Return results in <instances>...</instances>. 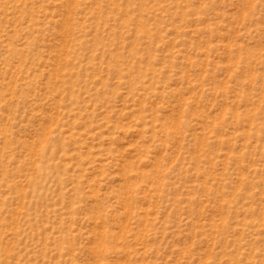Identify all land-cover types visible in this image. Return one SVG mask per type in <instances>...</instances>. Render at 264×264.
<instances>
[{
	"label": "rangeland",
	"instance_id": "1",
	"mask_svg": "<svg viewBox=\"0 0 264 264\" xmlns=\"http://www.w3.org/2000/svg\"><path fill=\"white\" fill-rule=\"evenodd\" d=\"M0 264H264V0H0Z\"/></svg>",
	"mask_w": 264,
	"mask_h": 264
}]
</instances>
